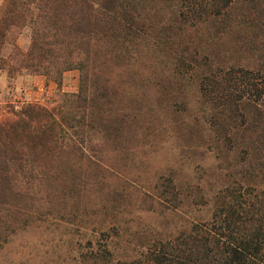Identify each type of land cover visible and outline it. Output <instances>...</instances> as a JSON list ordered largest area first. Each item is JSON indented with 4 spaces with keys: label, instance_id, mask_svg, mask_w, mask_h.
<instances>
[{
    "label": "trees",
    "instance_id": "16d2710c",
    "mask_svg": "<svg viewBox=\"0 0 264 264\" xmlns=\"http://www.w3.org/2000/svg\"><path fill=\"white\" fill-rule=\"evenodd\" d=\"M73 69L77 89L57 106L0 120V253L41 219L106 213L92 264H264V0H3L0 70L58 81ZM190 85L195 113L172 127L194 142L175 136L176 160L191 172L188 155L207 149L226 174L206 188L170 168L139 184L127 163ZM139 195L158 218L114 220Z\"/></svg>",
    "mask_w": 264,
    "mask_h": 264
},
{
    "label": "rangeland",
    "instance_id": "374dc122",
    "mask_svg": "<svg viewBox=\"0 0 264 264\" xmlns=\"http://www.w3.org/2000/svg\"><path fill=\"white\" fill-rule=\"evenodd\" d=\"M3 0H0V7ZM30 29L24 27L17 36L16 44L26 52L30 45ZM11 49L7 45L3 49V54H7ZM0 120L10 118L13 111L19 110L25 104L18 103L17 97L20 95L25 99H36L47 108L57 106L61 102L64 92L76 91L79 83V71L73 69L63 72L61 78L57 81L54 79H45L42 76L31 74L27 70L20 71L8 76L5 70H0ZM37 86H43V92H36ZM197 90L198 87L190 85L185 91L186 94L176 99V106L173 108L179 111V114H172L165 109L164 105L159 108V125L166 119L170 120L169 127H159L158 133L154 135L148 146L139 147L131 156L127 167L130 170V176L139 184L150 186L159 173L167 174L170 168L180 169L183 173L192 172L193 177H189L192 186L210 187L216 177L221 178L226 174L227 166L222 162L215 152H204L205 161L200 160L196 154L191 153L188 159L191 161L190 171L187 165H182L176 158L177 154L174 149L175 136H181V143L184 145V151L187 145L194 142L191 135L183 130L181 133L175 132L172 123L175 120L181 121L184 118L195 113L197 107ZM30 91L31 94H27ZM19 100V99H18ZM183 100H188L190 106L185 109ZM175 104V102H174ZM181 110V112H180ZM190 139V140H189ZM203 144V145H202ZM147 145V144H146ZM201 147H207V143H200ZM209 147V146H208ZM223 155V154H222ZM223 157V156H222ZM191 158V159H190ZM198 167H196V166ZM186 167V169H185ZM206 169L208 171H206ZM126 170V169H125ZM212 172V178L209 174ZM204 181V182H203ZM212 181V182H211ZM207 182V183H206ZM207 184V185H206ZM196 193L197 192H193ZM192 203L200 206L202 201L199 197H193ZM196 206V207H197ZM150 207L148 199L142 195L135 196L131 205L121 212L114 220L119 219L132 222L150 220L158 217H151L145 211ZM171 219L170 217L166 216ZM49 218V217H47ZM45 219L36 221L25 231L19 232L1 251L0 264H92L93 260L87 257L89 240L93 239L97 233L100 220H109L113 222L110 214L102 213L100 217L87 213L82 219L60 217L57 219ZM111 224V223H109ZM122 231V228L119 229ZM110 231H112L110 229Z\"/></svg>",
    "mask_w": 264,
    "mask_h": 264
},
{
    "label": "built area",
    "instance_id": "2783aa9c",
    "mask_svg": "<svg viewBox=\"0 0 264 264\" xmlns=\"http://www.w3.org/2000/svg\"><path fill=\"white\" fill-rule=\"evenodd\" d=\"M35 89H36V92H43L44 91V87L43 86H37ZM27 94H31V92L28 91ZM18 101H19L18 103H21V104H25V103L26 104L27 103H34V104L41 103V102H39L36 99H25L24 97H21Z\"/></svg>",
    "mask_w": 264,
    "mask_h": 264
},
{
    "label": "crops",
    "instance_id": "0c3cea01",
    "mask_svg": "<svg viewBox=\"0 0 264 264\" xmlns=\"http://www.w3.org/2000/svg\"><path fill=\"white\" fill-rule=\"evenodd\" d=\"M0 73H1V71H0ZM21 98V96L19 95L18 97H17V101H18V99H20Z\"/></svg>",
    "mask_w": 264,
    "mask_h": 264
}]
</instances>
